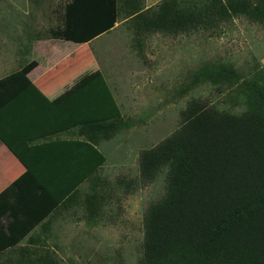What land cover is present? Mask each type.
Masks as SVG:
<instances>
[{
  "label": "trees",
  "instance_id": "trees-1",
  "mask_svg": "<svg viewBox=\"0 0 264 264\" xmlns=\"http://www.w3.org/2000/svg\"><path fill=\"white\" fill-rule=\"evenodd\" d=\"M120 12L141 35L207 28L238 15L264 24V0H160L147 8L142 0H67L62 24L48 32L53 39L88 42L110 30ZM35 65L32 60L21 71L0 78V110L13 106L18 92L38 91L23 78ZM238 79L233 67L211 65L201 68L193 82L230 85ZM243 84L242 112L193 99L170 135L140 151L141 180H153L163 167L167 184L165 194L144 214L142 257L137 264H264V78ZM80 90L86 94L84 100L96 102L99 109V117L84 122L86 129L80 130L90 142L112 138L128 127L103 75ZM0 140L6 144L1 133ZM24 178L0 191V260L24 239L32 247L46 243L36 233L28 235L37 225L47 229L44 219L66 203L60 199L46 206L48 195L31 196L21 189ZM91 188L93 193L83 201L89 220L98 216L92 199L98 204L102 198ZM24 252L13 264H37L28 249Z\"/></svg>",
  "mask_w": 264,
  "mask_h": 264
},
{
  "label": "rangeland",
  "instance_id": "rangeland-1",
  "mask_svg": "<svg viewBox=\"0 0 264 264\" xmlns=\"http://www.w3.org/2000/svg\"><path fill=\"white\" fill-rule=\"evenodd\" d=\"M66 1L0 0V78L21 71L32 58L27 53L30 38L32 47L39 35L50 38L48 29L62 24ZM142 2L147 8L160 0ZM123 18L120 12L114 28L95 42L99 65L129 122L108 143L106 176L96 188L102 198L98 204L92 199L98 216L89 220L84 205L63 211L62 218L47 227L46 243L33 247L27 241L19 243L1 256L6 264L19 262L20 251L26 249L37 264H137L142 257L144 214L150 203L165 194L167 184L163 167L153 180H141L140 151L170 135L193 99L242 112L246 107L243 82L264 78V24L244 15L207 28L142 35ZM81 55L84 60L82 51ZM211 65L233 67L238 81L230 85L193 82L201 68Z\"/></svg>",
  "mask_w": 264,
  "mask_h": 264
},
{
  "label": "crops",
  "instance_id": "crops-1",
  "mask_svg": "<svg viewBox=\"0 0 264 264\" xmlns=\"http://www.w3.org/2000/svg\"><path fill=\"white\" fill-rule=\"evenodd\" d=\"M106 32L74 45L39 35L31 47L30 38L27 53L32 58L27 62L34 60L36 65L23 78L38 91L18 92L13 106L0 110V133L6 142L0 140V191L24 175L21 189H27L31 196L48 195L46 206L66 200L44 219L48 227L62 218L63 211L83 209L84 196L92 186L99 188L106 176V153L113 137L93 144L80 131L86 129L84 122L99 117L97 103L84 100L86 94L80 87L99 74L105 78L95 42ZM45 41L49 42L44 46ZM40 227L37 225L28 236L37 233V239L44 240L48 230Z\"/></svg>",
  "mask_w": 264,
  "mask_h": 264
}]
</instances>
